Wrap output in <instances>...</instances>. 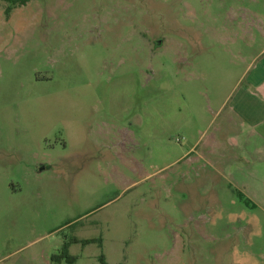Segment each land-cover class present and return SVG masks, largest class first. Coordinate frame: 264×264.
<instances>
[{
    "label": "rangeland",
    "instance_id": "1",
    "mask_svg": "<svg viewBox=\"0 0 264 264\" xmlns=\"http://www.w3.org/2000/svg\"><path fill=\"white\" fill-rule=\"evenodd\" d=\"M5 7L0 264H264V0Z\"/></svg>",
    "mask_w": 264,
    "mask_h": 264
},
{
    "label": "trees",
    "instance_id": "2",
    "mask_svg": "<svg viewBox=\"0 0 264 264\" xmlns=\"http://www.w3.org/2000/svg\"><path fill=\"white\" fill-rule=\"evenodd\" d=\"M2 3L6 4V7L4 9V15L6 18L9 17L10 13L12 12L13 9L17 8L18 6H23L25 3H27L30 0H0ZM96 242L95 240H88V241H83L82 243L85 245L87 244H93ZM99 242V241H98ZM60 259H65L67 263L72 264L75 261L74 257L69 256L68 254V246L65 244L61 248V251L58 253V255H54L51 257V261L55 262ZM100 263L105 264L100 258Z\"/></svg>",
    "mask_w": 264,
    "mask_h": 264
},
{
    "label": "water",
    "instance_id": "3",
    "mask_svg": "<svg viewBox=\"0 0 264 264\" xmlns=\"http://www.w3.org/2000/svg\"><path fill=\"white\" fill-rule=\"evenodd\" d=\"M158 44H160V43H158Z\"/></svg>",
    "mask_w": 264,
    "mask_h": 264
}]
</instances>
